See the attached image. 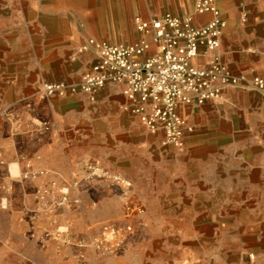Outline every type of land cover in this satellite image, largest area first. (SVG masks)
<instances>
[{"label": "crops", "instance_id": "crops-1", "mask_svg": "<svg viewBox=\"0 0 264 264\" xmlns=\"http://www.w3.org/2000/svg\"><path fill=\"white\" fill-rule=\"evenodd\" d=\"M214 1L221 60L264 78V0ZM194 5L0 0V264H264L262 93L229 87L180 105L194 131L176 147L143 125L122 84L95 101L42 91L82 80L99 61L89 40L147 38L136 17L213 18Z\"/></svg>", "mask_w": 264, "mask_h": 264}, {"label": "built area", "instance_id": "built-area-1", "mask_svg": "<svg viewBox=\"0 0 264 264\" xmlns=\"http://www.w3.org/2000/svg\"><path fill=\"white\" fill-rule=\"evenodd\" d=\"M194 11L210 12L213 18L196 26L191 14L166 13L147 21L136 17L138 31L147 38L133 43L89 40L82 50L94 47L99 61L81 81L44 83L43 93L56 96L83 91L95 101L101 89L122 84L143 125L152 133L161 132L165 144L183 147L194 127L179 113L180 105L203 104L218 99L229 87L244 85L264 95V78L234 74L221 60L218 49L226 23L215 1L195 0ZM151 42L156 51L143 57ZM200 56L206 65L193 63Z\"/></svg>", "mask_w": 264, "mask_h": 264}, {"label": "rangeland", "instance_id": "rangeland-1", "mask_svg": "<svg viewBox=\"0 0 264 264\" xmlns=\"http://www.w3.org/2000/svg\"><path fill=\"white\" fill-rule=\"evenodd\" d=\"M240 264H244V263H240Z\"/></svg>", "mask_w": 264, "mask_h": 264}]
</instances>
